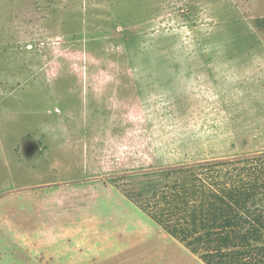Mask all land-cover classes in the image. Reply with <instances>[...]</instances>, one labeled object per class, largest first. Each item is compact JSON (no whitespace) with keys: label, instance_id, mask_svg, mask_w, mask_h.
<instances>
[{"label":"rangeland","instance_id":"1","mask_svg":"<svg viewBox=\"0 0 264 264\" xmlns=\"http://www.w3.org/2000/svg\"><path fill=\"white\" fill-rule=\"evenodd\" d=\"M263 33L264 0H0V264L130 259L120 177L264 154Z\"/></svg>","mask_w":264,"mask_h":264},{"label":"trees","instance_id":"2","mask_svg":"<svg viewBox=\"0 0 264 264\" xmlns=\"http://www.w3.org/2000/svg\"><path fill=\"white\" fill-rule=\"evenodd\" d=\"M125 178L142 179L129 199L203 264H264V154Z\"/></svg>","mask_w":264,"mask_h":264},{"label":"crops","instance_id":"3","mask_svg":"<svg viewBox=\"0 0 264 264\" xmlns=\"http://www.w3.org/2000/svg\"><path fill=\"white\" fill-rule=\"evenodd\" d=\"M204 11L207 13V17H210L205 8H203V15H204ZM221 66L227 67V64L224 63V64H221ZM249 75L252 77H258V78H260V76H263L264 75V61H261L260 59L256 60L255 65H254V70L250 72ZM221 76H226L225 78L227 80H229L230 78L232 79L235 78L236 80L239 79V77H237L235 74H232V72L224 73ZM212 86H217V85L212 84ZM217 90L219 91L220 89H217ZM212 91H214V89ZM232 94L242 96V92H240L239 90H235ZM251 94L254 95L255 93H251ZM251 94H248V95H251ZM157 229L164 232L163 230H161L159 226H157L152 221L145 223V224L141 223L139 226H136V231H134L135 233L130 234L131 236L130 235L128 236V239L133 244L138 245V247H135L134 249L133 257L129 259V258H126L128 254L124 255V253H120L117 256H115L116 258L113 257L110 260H106V261H110L111 264H141V260L143 259V254H144L143 251L145 250V248L149 247L153 251V253H151L153 255L152 260H156V261L161 260L159 262H162L163 264H165V262L167 261H171L173 262V264L179 263L178 260L175 258V256H173L170 252L168 253L165 252L164 249H165V246H167L168 242L164 240V243H162V241L160 240L161 238L158 236H155L156 231H158ZM171 240L175 243V245L177 244L176 247L178 249H181V250L184 249L186 251V253H184L183 256H188L190 260L194 261L197 264H203L195 255H193L188 250H186L181 244H179L173 238H171ZM121 241H124V240L121 239ZM156 246L158 247V250L162 249L163 252L162 253L158 252L159 254H157V252L154 253V251H156L157 249Z\"/></svg>","mask_w":264,"mask_h":264}]
</instances>
